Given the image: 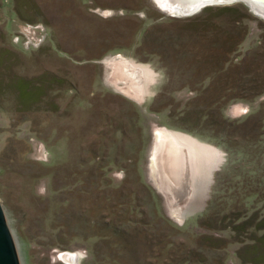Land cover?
<instances>
[{"label": "rangeland", "instance_id": "rangeland-1", "mask_svg": "<svg viewBox=\"0 0 264 264\" xmlns=\"http://www.w3.org/2000/svg\"><path fill=\"white\" fill-rule=\"evenodd\" d=\"M0 200L21 264H264V18L0 0Z\"/></svg>", "mask_w": 264, "mask_h": 264}, {"label": "bare ground", "instance_id": "bare-ground-1", "mask_svg": "<svg viewBox=\"0 0 264 264\" xmlns=\"http://www.w3.org/2000/svg\"><path fill=\"white\" fill-rule=\"evenodd\" d=\"M162 1H163V4L165 5V9L167 11H171L173 15H187V14L190 15L205 4H211V3L227 4V3L234 2L235 0L234 1L233 0H162ZM238 1H241V0H238ZM245 1H248L249 4L251 5L252 13H254L258 17L264 18V2H261V0H245ZM180 150L181 148H178L177 152H179ZM169 163H170V166H169ZM184 163H185V158L184 159L173 158L171 161H168L169 171L170 170L172 171L170 173L174 174L175 178H176V175L179 176L181 172V168L183 167ZM173 182L174 181L171 178V180H168L165 183L166 186L169 185L167 189L170 188L172 185H175V183ZM63 258L67 260L68 263H71L72 261H74L75 256L67 254V255H63Z\"/></svg>", "mask_w": 264, "mask_h": 264}, {"label": "water", "instance_id": "water-1", "mask_svg": "<svg viewBox=\"0 0 264 264\" xmlns=\"http://www.w3.org/2000/svg\"><path fill=\"white\" fill-rule=\"evenodd\" d=\"M242 2L251 11V5L249 4V2L245 0H243ZM0 264H21L15 237L9 227L1 200H0Z\"/></svg>", "mask_w": 264, "mask_h": 264}, {"label": "flooded vegetation", "instance_id": "flooded-vegetation-1", "mask_svg": "<svg viewBox=\"0 0 264 264\" xmlns=\"http://www.w3.org/2000/svg\"><path fill=\"white\" fill-rule=\"evenodd\" d=\"M159 3H160V5L163 7V8H165V5L163 4V1L162 0H159ZM211 4H213V3H211ZM208 5V4H207ZM202 7V6H201ZM197 11V10H196ZM195 11V12H196ZM252 12V11H251Z\"/></svg>", "mask_w": 264, "mask_h": 264}, {"label": "crops", "instance_id": "crops-1", "mask_svg": "<svg viewBox=\"0 0 264 264\" xmlns=\"http://www.w3.org/2000/svg\"><path fill=\"white\" fill-rule=\"evenodd\" d=\"M233 108H236V107H231L230 110L233 109ZM235 111H236V110H235ZM235 111H234V112H235Z\"/></svg>", "mask_w": 264, "mask_h": 264}, {"label": "snow or ice", "instance_id": "snow-or-ice-1", "mask_svg": "<svg viewBox=\"0 0 264 264\" xmlns=\"http://www.w3.org/2000/svg\"><path fill=\"white\" fill-rule=\"evenodd\" d=\"M261 2H264V0H261Z\"/></svg>", "mask_w": 264, "mask_h": 264}]
</instances>
